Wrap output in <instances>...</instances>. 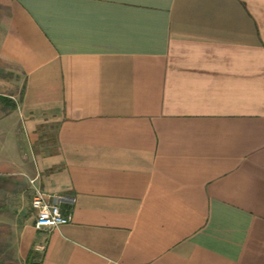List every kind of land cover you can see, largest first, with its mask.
Returning <instances> with one entry per match:
<instances>
[{
  "label": "crops",
  "instance_id": "0c3cea01",
  "mask_svg": "<svg viewBox=\"0 0 264 264\" xmlns=\"http://www.w3.org/2000/svg\"><path fill=\"white\" fill-rule=\"evenodd\" d=\"M0 98V264H264V0H0Z\"/></svg>",
  "mask_w": 264,
  "mask_h": 264
},
{
  "label": "built area",
  "instance_id": "2783aa9c",
  "mask_svg": "<svg viewBox=\"0 0 264 264\" xmlns=\"http://www.w3.org/2000/svg\"><path fill=\"white\" fill-rule=\"evenodd\" d=\"M32 206L37 215L34 222L37 229L58 227L68 223L72 218L71 214L66 215L63 212L56 196L45 194L40 189L35 190Z\"/></svg>",
  "mask_w": 264,
  "mask_h": 264
},
{
  "label": "rangeland",
  "instance_id": "374dc122",
  "mask_svg": "<svg viewBox=\"0 0 264 264\" xmlns=\"http://www.w3.org/2000/svg\"><path fill=\"white\" fill-rule=\"evenodd\" d=\"M15 71V70H14ZM3 73H6L5 72V70H4V72ZM15 73H16V71H15ZM22 78H20V82H18V84L17 85H19V91H20V88H21V83H22V80H21ZM16 98L18 99L19 97L18 96H16ZM2 101L0 100V103H1ZM3 103V102H2ZM4 104H5V102H4ZM3 104V105H4ZM6 106H7V104H6Z\"/></svg>",
  "mask_w": 264,
  "mask_h": 264
},
{
  "label": "trees",
  "instance_id": "16d2710c",
  "mask_svg": "<svg viewBox=\"0 0 264 264\" xmlns=\"http://www.w3.org/2000/svg\"><path fill=\"white\" fill-rule=\"evenodd\" d=\"M1 98L3 99V97H1ZM1 98H0V99H1ZM10 105H12V104H10ZM15 106H16V103H15Z\"/></svg>",
  "mask_w": 264,
  "mask_h": 264
}]
</instances>
